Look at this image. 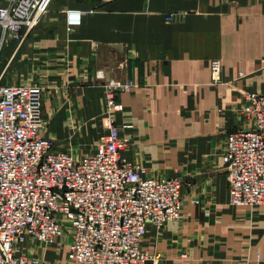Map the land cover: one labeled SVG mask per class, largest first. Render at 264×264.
Instances as JSON below:
<instances>
[{"label":"crops","instance_id":"obj_1","mask_svg":"<svg viewBox=\"0 0 264 264\" xmlns=\"http://www.w3.org/2000/svg\"><path fill=\"white\" fill-rule=\"evenodd\" d=\"M67 7L87 10L71 31ZM6 44L1 72L43 87L45 134L76 158L107 133L104 84H137L117 95L116 123L132 124L122 156L144 175L182 180L181 217L148 224L140 241L155 264H264V204L230 203L222 160L227 133L244 124V93H264V0H61L20 45ZM70 238L21 248L74 264Z\"/></svg>","mask_w":264,"mask_h":264},{"label":"built area","instance_id":"obj_2","mask_svg":"<svg viewBox=\"0 0 264 264\" xmlns=\"http://www.w3.org/2000/svg\"><path fill=\"white\" fill-rule=\"evenodd\" d=\"M52 0H0V46L20 45L47 15ZM87 10L67 7L68 31ZM171 15L167 18L171 19ZM222 62L211 61L221 83ZM5 71V70H4ZM0 73V264L50 263L22 250L31 240L53 243L70 234L74 264H155L141 247L147 225L181 217L182 180L144 175L122 156L132 124L115 120L121 91L137 84L111 79L105 86L107 133L94 152L76 158L45 134L43 87L31 81L1 82ZM243 126L227 133L222 160L232 205L264 204V93H244ZM62 244V243H61Z\"/></svg>","mask_w":264,"mask_h":264},{"label":"rangeland","instance_id":"obj_3","mask_svg":"<svg viewBox=\"0 0 264 264\" xmlns=\"http://www.w3.org/2000/svg\"><path fill=\"white\" fill-rule=\"evenodd\" d=\"M56 0H53L51 5H50V8H49V12L48 13H53L54 12V8L56 7ZM47 13V15H48ZM46 15V16H47ZM10 47H7V44L4 43L3 45L0 46V73H1V70L3 67H5L6 63H7V58L6 57V54H7V50L9 49ZM10 65V64H9ZM1 82L5 83V82H13L12 79H11V73L7 72L3 75L2 79H1Z\"/></svg>","mask_w":264,"mask_h":264},{"label":"trees","instance_id":"obj_4","mask_svg":"<svg viewBox=\"0 0 264 264\" xmlns=\"http://www.w3.org/2000/svg\"><path fill=\"white\" fill-rule=\"evenodd\" d=\"M52 1H53V0H52ZM60 1H61V0H56V2H57V3H56V6L58 5V3H59ZM51 3H52V2H51ZM32 31H33V30H32ZM32 31H31V32H32ZM31 32H30V33H31ZM30 33H29V35H30ZM29 35H28V36H29ZM28 36H27V37H28ZM27 37H26V38H27ZM25 40H26V39H25Z\"/></svg>","mask_w":264,"mask_h":264}]
</instances>
